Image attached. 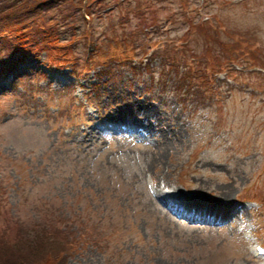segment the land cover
I'll return each mask as SVG.
<instances>
[{
    "label": "rangeland",
    "instance_id": "374dc122",
    "mask_svg": "<svg viewBox=\"0 0 264 264\" xmlns=\"http://www.w3.org/2000/svg\"><path fill=\"white\" fill-rule=\"evenodd\" d=\"M95 8L79 20L104 48L79 29L72 63L50 65L45 50L1 62L0 237L59 217L74 235L53 245L65 264H264L253 251L264 246V0ZM201 21L213 27L200 33ZM89 110L144 121L147 139L96 132ZM148 177L193 198L222 193L242 216L207 222L154 197Z\"/></svg>",
    "mask_w": 264,
    "mask_h": 264
},
{
    "label": "trees",
    "instance_id": "16d2710c",
    "mask_svg": "<svg viewBox=\"0 0 264 264\" xmlns=\"http://www.w3.org/2000/svg\"><path fill=\"white\" fill-rule=\"evenodd\" d=\"M108 1L114 0H0V46H6L2 50L7 51L5 56L0 57V68L3 67L1 62L4 58L8 60L10 56L15 59L35 57L41 50L47 53L46 59L50 58V65L62 67L66 63H72L73 59L70 56L75 44L71 46L70 42L80 35L77 32L79 29L84 38L97 39L94 49L104 48L105 45L99 43L100 39L94 35L93 30L79 19L84 13L94 14L97 4L101 5ZM73 2L75 5L72 7ZM81 5L83 11L81 10V14L77 15L75 8L81 9ZM119 23L120 19L114 21L109 28L113 29ZM198 25V28H204L203 32L197 28L198 32L204 33L205 27L209 30L208 26H211V23L201 21ZM49 41L56 46L65 41V49L68 51L54 50L55 47L49 46L51 43ZM235 43H238L237 39ZM0 55H2L1 49ZM76 55L77 60L83 61V68L86 70L90 68L88 61L92 59L91 56L82 57L81 52L80 54L76 52ZM82 64L80 63V66ZM57 220L59 217H56L54 222H48V229H45L42 223L39 226H31L28 233L18 235V241L10 236L0 237V264H65L62 253L53 245L57 243L62 247L71 248L73 245L71 237L74 235L66 232L63 234V230L58 226L60 222L57 223Z\"/></svg>",
    "mask_w": 264,
    "mask_h": 264
},
{
    "label": "bare ground",
    "instance_id": "6f19581e",
    "mask_svg": "<svg viewBox=\"0 0 264 264\" xmlns=\"http://www.w3.org/2000/svg\"><path fill=\"white\" fill-rule=\"evenodd\" d=\"M117 112L118 111L115 110L113 116L114 115L116 116ZM142 124H143V122H141V123L137 122V125H139L140 127L143 128V130H145L147 128V125L145 124L142 126ZM90 132H91V129H90ZM158 154L161 155L160 152H158ZM154 159H159V157L156 155V157H154L153 160ZM155 188L161 195L167 196V198H170L171 202H173L172 200H176V201L178 200L179 204H181V206H183V207H186V208L189 207L190 209L195 207L198 209L199 214L201 216L207 217L209 219H212V218L217 219L219 217H223V215L225 217H228L231 214L230 223H232L233 222V216L239 215L241 212V209H239L232 216V213L235 212V210H234L236 207L235 203L232 205L229 204L230 207L223 210V208H224L223 205L226 206V204H227L226 203L227 196L223 195L222 193L217 194L214 197L204 199L203 197H201V195H196L197 198H193L191 196H187V195L183 194L181 191L176 192V189H174V188H173V190L172 189H166L163 186L159 185L158 183L156 184ZM224 191H226V190H224ZM213 208H215V210H213ZM185 210H188V209H185ZM240 216H242V213L240 214Z\"/></svg>",
    "mask_w": 264,
    "mask_h": 264
}]
</instances>
